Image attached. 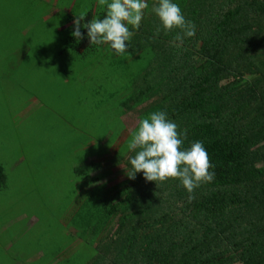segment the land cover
<instances>
[{
    "label": "trees",
    "instance_id": "obj_1",
    "mask_svg": "<svg viewBox=\"0 0 264 264\" xmlns=\"http://www.w3.org/2000/svg\"><path fill=\"white\" fill-rule=\"evenodd\" d=\"M148 2L140 27L129 25V51L153 55L155 67L108 99L93 82L96 102L117 101L116 121L135 108L138 122L166 111L186 133L183 147L203 141L215 178L201 182L191 200L179 178L154 182L140 172L87 193L72 219L82 236L93 234L99 257L83 264H264V0H175L195 25L182 41L175 40L182 30L166 32ZM92 18L90 9L83 21ZM72 44L81 52L101 46L86 36ZM137 124L124 123L123 134ZM121 138L114 136L118 146ZM119 154L112 150L106 163L124 158L118 165L130 172L135 150ZM87 164L91 169L79 172L87 185L113 171L91 175L103 165ZM6 180L0 164V186Z\"/></svg>",
    "mask_w": 264,
    "mask_h": 264
},
{
    "label": "rangeland",
    "instance_id": "obj_2",
    "mask_svg": "<svg viewBox=\"0 0 264 264\" xmlns=\"http://www.w3.org/2000/svg\"><path fill=\"white\" fill-rule=\"evenodd\" d=\"M90 9L93 18L106 15L98 0H0V164L7 176L0 186V264L98 258L93 234L82 236L73 214L87 193L128 176L118 165L124 158L106 161L112 150L128 151L131 134L122 130L138 122V108L116 121L117 101L98 105L91 86L102 84L105 99L125 94L131 78L155 67L153 55L131 53L127 41L119 55L106 44L76 49L73 21ZM90 162L103 165L91 175L113 171L87 185L79 172L89 171Z\"/></svg>",
    "mask_w": 264,
    "mask_h": 264
},
{
    "label": "clouds",
    "instance_id": "obj_3",
    "mask_svg": "<svg viewBox=\"0 0 264 264\" xmlns=\"http://www.w3.org/2000/svg\"><path fill=\"white\" fill-rule=\"evenodd\" d=\"M104 6L106 15L102 19L97 16L82 23L85 13L78 15L73 21L71 35L80 40L86 36L91 45H107L112 54L127 52L132 32L140 27L144 10L149 8L148 0H98ZM151 11L157 16L160 25L167 32L174 28L182 30L177 34L176 41L195 34L194 23L187 19L175 0H157ZM85 28V33L81 32ZM157 32L160 31L158 27ZM179 47V43L176 44ZM178 125L169 118L164 110L149 113L141 118L131 133L127 142L129 151L135 154L129 158L131 171L129 178H134L140 172L148 181H164L169 177L179 178L180 183L188 193V199L201 182H211L215 178L214 165L203 141H192L188 147H183L185 132L177 131Z\"/></svg>",
    "mask_w": 264,
    "mask_h": 264
},
{
    "label": "crops",
    "instance_id": "obj_4",
    "mask_svg": "<svg viewBox=\"0 0 264 264\" xmlns=\"http://www.w3.org/2000/svg\"><path fill=\"white\" fill-rule=\"evenodd\" d=\"M152 2H156V3H157V0H152ZM136 124H137V123H136ZM136 124H135V125H136ZM28 258H29V257H28Z\"/></svg>",
    "mask_w": 264,
    "mask_h": 264
}]
</instances>
